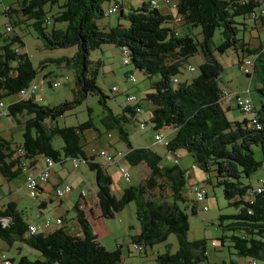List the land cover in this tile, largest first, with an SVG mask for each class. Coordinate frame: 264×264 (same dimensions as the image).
Returning a JSON list of instances; mask_svg holds the SVG:
<instances>
[{
    "label": "trees",
    "instance_id": "1",
    "mask_svg": "<svg viewBox=\"0 0 264 264\" xmlns=\"http://www.w3.org/2000/svg\"><path fill=\"white\" fill-rule=\"evenodd\" d=\"M109 1L22 0L16 9L3 10L6 17L14 15L30 21L36 39L46 50L74 48L71 57L54 63L75 68L76 90L72 100L52 107L36 103L35 96L21 99L19 92L34 83L37 72L26 53H22L23 43L18 35L0 43V98L18 93L19 99L6 106L5 116L22 126L21 142L13 150L9 143L0 140V177L12 180L24 171V167L35 164L38 156L53 163L70 158L81 160L80 163L85 164L93 175L97 207L103 219L112 218L133 203L137 222V233L131 237L134 249L162 243L173 234L176 251L155 255L156 264L205 263L206 240H186V210L188 208L190 215L197 213V205L191 200L188 207V200L182 196L186 171L177 166L178 159L171 167L163 168L159 156L146 148H131L127 140L123 125L136 122L139 105H145L152 132L163 128L171 130V137L163 149L172 157H176L175 152L184 151L198 170L203 173L213 171L212 188H219L222 198L237 209L233 215L219 217L220 222L228 221L223 227L226 234L218 238L220 248L227 244L226 249L232 250L237 258L248 259L247 264L252 260L256 263L264 261V192L255 193L256 183L254 186L248 183L249 176L264 163V51L262 45L250 49L238 37V27L244 30L246 21L254 24L262 17L263 10L260 16L252 18L259 2L176 0L175 14L180 20L177 32L164 26L166 18L159 9L150 8L148 0L135 8H126L125 14L120 8L119 16L125 20L121 23L124 25L117 24L108 31H100L95 22L105 17L102 4ZM18 22L16 20V24ZM61 24L63 28H59ZM12 30L10 26L5 27V33ZM193 30L198 31V38L192 34ZM215 31H218V43L214 45ZM103 45L124 48L128 63L123 66L130 65L145 79L157 77L143 87L138 103L133 106L125 104L118 115H112L106 108L105 97L95 86V77L102 64L88 61L89 52ZM226 51L233 55L237 66L246 58L252 60V73L245 75L254 77L259 95V108L254 112L260 126L258 130L248 128L249 120L245 118L228 121L222 109L219 57ZM195 55L201 57L197 76L190 82H178L175 76L179 69ZM45 64L41 63V67ZM173 79L176 84L172 83ZM87 95L98 98L97 103L104 115L100 120L104 129L115 131L118 140L128 149L124 156L127 166L143 163L149 170L144 180L124 188L117 198L110 192L112 181L104 170L106 165L117 166V158L114 160L116 164H105L99 157L100 165L82 149L85 132L94 128L91 121L74 127H58L55 123L57 118L75 109ZM54 136L62 142L60 151L51 145ZM253 146L259 148L260 161L253 158ZM17 147L23 150V154L13 157ZM164 186L169 188L168 196ZM77 205L74 209L78 211ZM21 215L12 202H6L0 210V218L6 219L4 226L0 223V240L9 246L12 241L21 242L37 254L34 260L20 256L16 264H117L120 260L119 249L106 251L91 235L80 211L76 216L79 237L68 235L61 227L43 235L41 230L53 225V220H46L39 230L34 226L37 232L29 234L27 228L31 225H26Z\"/></svg>",
    "mask_w": 264,
    "mask_h": 264
},
{
    "label": "rangeland",
    "instance_id": "2",
    "mask_svg": "<svg viewBox=\"0 0 264 264\" xmlns=\"http://www.w3.org/2000/svg\"><path fill=\"white\" fill-rule=\"evenodd\" d=\"M22 0H0V43L2 41L9 40L14 34L21 38L23 47H21L22 53H26L32 67L36 70L35 77H38V87L35 89V102L47 107L58 105L64 101H70L73 98V92L75 87V68L72 66H65L62 64L56 65L55 63H48L49 59L57 60L64 57H71L74 53V48L68 49H56L46 50L42 42L36 39L35 34L31 28L30 21L25 20L20 16L11 15L6 17L3 14V10L7 8L16 9L18 4ZM147 0H110L108 3L102 4V9L106 10L111 7L112 4L117 5L118 13L112 14L108 17H103L96 20L95 25L100 31H108L109 28L115 27L117 24L125 23L124 19L119 16V9H122L123 14L126 13V7L131 5L132 8L137 7L140 2ZM176 2V0H170ZM259 2V6L255 9V13L258 14L261 8H264V0H254ZM52 9L51 13H53ZM16 20H19L16 24ZM249 20V19H248ZM258 18L256 19V21ZM11 24V25H10ZM252 21H246V27L238 33V37H241L244 43L251 46L257 44L256 36L258 35L260 41L264 40V32L252 27ZM10 26L13 30L9 33H5V27ZM64 25H59V28H63ZM258 30V31H257ZM192 34L198 38V31L193 30ZM214 45L218 43V31L214 32L213 37ZM13 46V45H12ZM106 45L100 46L98 49H94L88 54V61L94 63L100 61L102 64L98 69V75L95 77V86L100 90L101 94L105 97V106L112 115H118L120 109L126 103V96L133 95L139 97L141 95V89L149 84V80L155 81L157 77L145 79V76L134 70L130 65H122V56L119 53V49L113 47L114 54L106 52ZM221 72L219 77V86L222 88L225 94L224 100L230 98L231 107L225 113L228 121H234L240 116L249 120L252 117L250 115H243L235 109L234 96L238 98H249L254 111L259 108V95L255 90L254 77H246V75L239 69L236 64V60L232 58L231 53L226 51L219 57ZM46 62L45 65L41 63ZM186 65L194 69V72L186 71V65L179 69V74L175 76V79L183 83L184 81L190 82L198 74L197 66L200 63L199 56L195 55L190 57L186 61ZM47 74L46 81L41 82L42 76ZM133 79V82H129L128 79ZM49 82V86L44 83ZM41 83L44 87L41 88ZM57 84V87L53 88L52 85ZM114 89L115 92L110 91ZM247 91V93H246ZM18 93L10 96H4L0 98V104L6 107L8 104L15 102L18 98ZM98 98L94 95H87L82 102L72 111L66 112L62 117L55 120L58 127H74L87 120H90L93 129L85 132L83 151L87 156H93V161L97 164L101 163L97 153L102 150L110 154L120 152L125 154L127 151L123 142L118 140L115 131H106L102 126L100 120L104 116L102 107L97 103ZM130 106L132 104H129ZM226 106H224V109ZM242 118L238 119L241 120ZM146 115L142 112L136 122L127 123L123 125L124 131L127 133V140L130 143L131 148H149L156 151L161 156V165L170 167L172 165L173 157L166 154L163 151L161 143L153 142V134L150 123L146 120ZM141 125V126H140ZM162 137L170 138L171 130L163 128L158 131ZM22 126L17 124L12 118L7 116L0 117V137L8 142L19 143L21 141ZM51 145L54 149L60 151L62 142L58 136H54L51 140ZM253 158L255 161H260L261 156L259 148L252 147ZM165 155L169 158L166 160ZM178 159L180 168L185 169L186 177L190 174L191 169L194 170V177L192 183H186L182 189V196L188 200L186 205H191V191L194 188H200L204 194V202L207 210L202 211L200 206L197 205V213L188 214V231L186 233L187 241L206 240V257L207 261L202 264H230L235 262L239 264L237 256L230 249H226L224 243L220 248L218 238L222 234H226L223 227L228 223L227 220L219 221L221 216L233 215L237 212V209L222 198V193L219 188H212L214 184V172L203 173L198 170L194 164L192 158L184 151H179L175 154ZM43 157H36L38 164H41ZM113 166V165H112ZM55 167L59 171L63 183H72L75 185L74 191H80L82 189L84 193L91 187L93 192V182L90 185L88 178L92 179V174L88 171L87 167L83 163H79L76 170H72L69 161H66L63 166L55 164ZM109 167V166H108ZM62 168V169H61ZM129 173V181L125 182L120 178V175L115 167L106 168L107 175L111 178L112 185L115 183L119 188L135 186L139 183L140 179L144 177V172L141 171L139 166L136 167H124ZM264 176V163L261 168L255 173L251 174L248 179L250 185H255L256 179ZM187 179V178H186ZM166 184V183H164ZM166 196L169 195L168 186H164ZM0 198L8 199L12 198L17 202L18 210H25L26 214L24 219H31V215H34L35 204L27 197V191L23 187L22 176L14 177L10 182H5L0 178ZM54 198V197H52ZM190 201V202H189ZM47 212L44 210L42 213ZM53 220L54 214L48 211ZM30 215V216H29ZM50 219H48L50 221ZM105 235L99 237V244L106 251H113L115 249L120 250V260L117 264H156L155 255L160 254H173L176 249V239L173 234H169L166 240L162 243L155 244L151 247L140 246V250L136 251L132 245L131 237L136 234L137 222L134 215L133 203L128 204L121 212L115 214L112 218L104 219ZM220 224V225H219ZM212 243V245H210ZM17 247H20L18 252ZM0 248L3 249V255L12 259L10 264H16L17 259L20 256H25L28 260H34L32 256L33 251L28 249L25 245L20 244L18 241H14L12 245H8L0 240Z\"/></svg>",
    "mask_w": 264,
    "mask_h": 264
},
{
    "label": "crops",
    "instance_id": "3",
    "mask_svg": "<svg viewBox=\"0 0 264 264\" xmlns=\"http://www.w3.org/2000/svg\"><path fill=\"white\" fill-rule=\"evenodd\" d=\"M154 1L159 6V11H160L161 15L166 18L165 19V25L164 26L167 27V28H170V29H174L175 31L178 32V29H177L178 26L173 23L171 12H170L169 8L164 5L163 0H154ZM171 2H173V1H171ZM173 3H176V2H173ZM129 7H131V5H128L126 8H129ZM261 10L264 11V8H261ZM261 10H259V12ZM259 12L256 15V17L260 16ZM261 16H262L261 18H258V20L254 24H252V27L254 29H258L259 31L262 30L264 32V13ZM121 25H124V24H121ZM256 39H257V44H255L253 46H251V45L248 44V46H249L250 49H255V48H257V46H261V45L264 46V40L263 41H260L258 35L256 36ZM106 47H108L105 50L106 52H108V53L110 52L112 54L115 53L112 46H106ZM197 56H199L200 63H201V57H200V55H197ZM231 56L234 59V57H233L232 54H231ZM57 61H58V59L57 60H53V59H49L48 60V62H53V63L54 62H57ZM60 64L63 65V63H60ZM186 67H187V65H186ZM43 77H47V74H44L42 76L41 82L46 81V78L43 79ZM184 82H186V81H184ZM37 83H38V77H35L34 84L37 85ZM44 84H45V86L47 84L49 85V82L48 83L45 82ZM41 87H44V85H42V83H41ZM143 90L144 89H142L141 92H144ZM221 91L223 92L222 88H221ZM34 96H35V93L33 94V97ZM17 98L19 99V96ZM136 99H137V103H138V101L140 99V96L139 97H136ZM229 99L230 98H226L222 102L223 103L222 104V109L225 110V113L231 107V100H229ZM234 101H235V98H234ZM123 106H125V104ZM131 106H133V105H131ZM139 106H140V108H139V111H138V113L136 115V120H138V118H139V116H140V114L142 112L146 115V112H145L146 111V107H145V105L143 106V105L140 104ZM224 106H226L225 109H224ZM146 118H147V116H146ZM240 118H242V117L240 116L238 119H240ZM238 119H235L234 121H236ZM170 137H171V134H170ZM0 140L9 143L10 144L9 147H10L11 150H13L14 147L21 142V141L19 143L8 142L7 140H3L2 137H0ZM129 145H130V143H129ZM146 149H149V148H146ZM149 150L152 153H154L157 156H159L160 157V160H161V156L156 151H153L151 149H149ZM163 151H165L166 154L172 156L165 149H163ZM126 152H128V151H126ZM177 152H179V151H177ZM177 152H175V154ZM168 155H165V159L166 160L169 158ZM178 159H179V157H178ZM66 161H68V160H65V161H62V162H59V163H54L53 166L55 164H57V165H59L61 167V166H63L65 164ZM161 162L162 161H160V163ZM177 164H178V162H177ZM100 165H102V163H100ZM117 165H120L122 167H127V164H126L124 158L118 160L117 161ZM42 166H43V161H42L41 164H38V161H35V164H33L32 166L26 168V170H24L23 172H21V174L19 176H22V179H23V187L25 189H26V187L24 186V177H25V175L28 172H30V171H33V170H36V169L41 168ZM53 166L50 169V175H49L48 181L45 184H42V185H40L38 187V189L36 191L35 199L31 200L28 197V195H27V197L32 202H34V204H35V206H34L35 207L34 215H31V219H28V220L24 219L25 214H26L25 210L24 209L23 210H18L17 209V202L14 201V199H12V198H8V199L0 198V210H1V207L6 202H12V203H14L15 208H16V211L19 212V213H22L21 216H22V219L25 220L26 225H31L33 227L35 226V227L38 228V230L42 228V226L44 225V223H45L46 220L50 219L51 215H50V213H48V211H51L54 214L53 215L54 216L53 218H60L61 225L60 226H57V227L56 226H53V225H49V227L46 228L45 230H41V233L43 235L50 234L53 231H55V230H57V229H59L61 227L63 230H65V232L68 235L79 237L81 234H80L79 226H78V224L76 222V216L78 214V211L75 210L74 207L76 208V205H77L78 201L84 202V198H80V192H81L82 189H80V191H78V192L77 191H74L73 192V190L75 189V185H73L72 183H69V184L63 183V181L61 179V176L59 174V171L60 170H57ZM108 166L109 167H115V168H117L116 165H113V166L112 165H106V166H104V170H105L106 173H107V170H108V169L106 170V168H109ZM136 166H139L140 169H141V171L144 172V177L142 179H140V181H139V183H140L142 180H144L149 175V170L146 167V165L143 164V163H139ZM136 166H134V167H136ZM177 166L179 167V165H177ZM162 167L163 168H167L166 166H162ZM183 170H185V169H183ZM194 175H195L194 170L191 169L190 174L189 175L187 174V177H186L187 178V183H192L191 180L194 177ZM10 181H6L5 180V182H10ZM88 181H89L88 183L90 185L93 182V187L94 188H93V192H91V187L88 185V188H90V189H88L86 191V193H85V200H86L85 201V203H86L85 204V209H84V211H81L80 213L83 216V218L87 221V223L89 225V230H90L91 235L94 236L95 239H96V241L99 243V241H98L99 240V237L105 235V231H104L105 223H104V219L101 217L100 211H99V209L97 207V200L95 198L96 189H95V185H94V181H93V175H92V179L91 178H88ZM65 185L70 188L69 193L66 194L62 198L55 197L54 196V190L56 188H62ZM72 188H74V189H72ZM124 188H126V187L119 188L118 185L114 183L110 187V192H111V194L114 197L117 198V197H119L121 191ZM52 197H54V198H52ZM44 210H47V212L42 213ZM0 220H4L6 222V219L0 218ZM50 221H52V220L50 219ZM136 233H137V229H136ZM13 239H15V238H13ZM13 242L14 241H12L11 245L13 244ZM19 243L22 244V245H24L21 242H19ZM2 250L3 249L0 248V254H3L4 251H2ZM17 250L19 252L20 251V247H17ZM33 253L34 254H32V256H34V258L37 257V254L34 251H33ZM10 260H12V259H9V261ZM238 260L240 261L239 264H247V261H248V259H244V258H238Z\"/></svg>",
    "mask_w": 264,
    "mask_h": 264
},
{
    "label": "built area",
    "instance_id": "4",
    "mask_svg": "<svg viewBox=\"0 0 264 264\" xmlns=\"http://www.w3.org/2000/svg\"><path fill=\"white\" fill-rule=\"evenodd\" d=\"M163 3L165 6H167L171 12L172 15V20L173 23L177 26H179L180 24V20L179 18L176 16L175 14V3L171 2L170 0H163ZM149 6L152 9H159V6L156 4V2L154 0H149ZM117 5L113 4L111 7L107 8L104 12V16L108 17L112 14H115L117 12ZM259 14H262V11L259 12ZM256 13L252 14V18L256 17ZM6 31H8V29H6ZM262 50L264 51V46L262 47ZM119 53L122 56V65H126L127 62V58H126V50L123 48L119 49ZM239 69L244 73V74H250L252 73V60L251 59H244L242 60V63L238 66ZM186 71L188 72H194V69L190 66L186 67ZM129 82H133V79L129 78L128 79ZM173 84H176V80L173 79L172 80ZM37 85H35L34 83L31 84L27 89L25 90H21L19 92V96L21 99L27 100L28 98L32 97L34 94V91L36 89ZM53 88L57 87V84H53L52 85ZM111 91H115L114 89H111ZM247 93V91H246ZM225 94L222 92V96L221 99L222 101L224 100ZM235 98V109L238 110L241 114L243 115H250L252 114V117L249 119V123H248V128L250 129H255L258 130L260 128L259 123L256 120V116H255V111L253 109L252 103L250 101L249 98L246 97H242V98H238L237 96H234ZM126 103L127 105L132 104L135 105L137 103V99L135 96L133 95H128L126 96ZM0 109H1V115L5 116L7 114V110L6 107H3L2 104H0ZM141 126V125H140ZM153 142L154 143H161L162 147H165L167 145L168 140L165 137H162L160 135V133H155L153 134ZM23 154V150L20 147H17L15 150V153L13 155V157L16 156H21ZM97 156L101 158L102 162H104L105 164H112L114 163L115 159L118 161L122 158H124L125 154H122L120 152H116L115 154H109L107 152L104 151H99L97 153ZM176 156V155H175ZM178 159V157H173L172 162H176ZM70 163V167L72 170H76L80 161L78 159H74V158H70L69 160ZM117 163V162H116ZM114 163V164H116ZM53 162L48 159L45 158L43 160V166L39 169L33 170L28 172L25 177H24V186L26 187V191H27V195L28 197L33 200L35 199L36 196V191L38 189V187L42 184H45L48 181L49 175H50V169L53 166ZM24 170H26V167H24ZM117 171L120 175V178L125 181L128 182L129 181V173L128 171L120 166L117 165ZM70 190V188L68 186H63L62 188H56L54 190V196L57 198H62L66 193H68ZM253 191L257 194L259 193H263L264 192V177H260L257 182H256V186H254ZM84 192L80 193V198H84ZM204 198H205V194L204 192L200 189V188H194L191 191V200L196 204L201 206L202 211L207 210L206 206L204 205ZM85 204L84 202H79V204L77 205L78 211H84L85 209ZM53 225L55 226H59L61 224V220L59 218L57 219H53ZM1 226L5 225V221L4 220H0ZM28 233L29 234H35L37 232V229L33 226H28L27 228ZM136 250H140L139 247L135 248ZM0 264H9L7 258L3 255L0 254ZM249 264H264V261L260 262V263H256L255 261H250Z\"/></svg>",
    "mask_w": 264,
    "mask_h": 264
},
{
    "label": "clouds",
    "instance_id": "5",
    "mask_svg": "<svg viewBox=\"0 0 264 264\" xmlns=\"http://www.w3.org/2000/svg\"><path fill=\"white\" fill-rule=\"evenodd\" d=\"M157 133V132H156ZM159 133V132H158ZM155 134V133H154ZM166 138V137H165ZM167 139V138H166Z\"/></svg>",
    "mask_w": 264,
    "mask_h": 264
}]
</instances>
